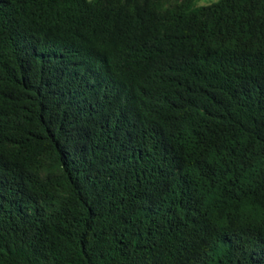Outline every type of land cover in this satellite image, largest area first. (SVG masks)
Here are the masks:
<instances>
[{
	"label": "trees",
	"instance_id": "16d2710c",
	"mask_svg": "<svg viewBox=\"0 0 264 264\" xmlns=\"http://www.w3.org/2000/svg\"><path fill=\"white\" fill-rule=\"evenodd\" d=\"M0 264H264V0H0Z\"/></svg>",
	"mask_w": 264,
	"mask_h": 264
},
{
	"label": "rangeland",
	"instance_id": "374dc122",
	"mask_svg": "<svg viewBox=\"0 0 264 264\" xmlns=\"http://www.w3.org/2000/svg\"><path fill=\"white\" fill-rule=\"evenodd\" d=\"M211 0H196V3L197 4H203V3H206V2H209Z\"/></svg>",
	"mask_w": 264,
	"mask_h": 264
}]
</instances>
